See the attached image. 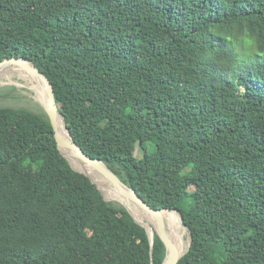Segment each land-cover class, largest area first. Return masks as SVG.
Segmentation results:
<instances>
[{"label": "trees", "instance_id": "obj_1", "mask_svg": "<svg viewBox=\"0 0 264 264\" xmlns=\"http://www.w3.org/2000/svg\"><path fill=\"white\" fill-rule=\"evenodd\" d=\"M16 56L48 75L85 153L181 213L177 264H264V0H0V61ZM165 256L70 164L45 111L0 105V264Z\"/></svg>", "mask_w": 264, "mask_h": 264}, {"label": "bare ground", "instance_id": "obj_2", "mask_svg": "<svg viewBox=\"0 0 264 264\" xmlns=\"http://www.w3.org/2000/svg\"><path fill=\"white\" fill-rule=\"evenodd\" d=\"M18 63L22 62H4L0 65V86L12 82H17L21 84L23 81L25 82V85L30 90V92L35 91L41 97L43 103L47 107L49 104L50 97L48 85L46 84L45 80L37 76L28 66L27 67L32 72L26 68L17 67L16 65ZM57 122L59 132L62 137H64L65 140L71 141V136L66 128L64 119L61 114L57 115ZM63 151L70 158L76 168L89 173L92 179H94V181L98 183L99 187L103 190L104 196L108 200L120 201L124 205H127L128 208L132 209L136 213L138 220H140L148 227L151 235L155 234V231L158 228L160 217L161 221L164 220L169 223L168 226H166L164 223L163 224L166 227L168 237L170 238L178 254H183L187 250L189 245V240L185 239V234L187 233V230L182 225L181 219L176 212L164 210L161 211L158 215L155 212L149 211L141 207L135 202L124 199L121 196L118 187H116L114 183L105 178L103 175L96 172L89 163H86L83 159L77 157L74 151L66 148H64ZM140 214L142 215L144 221L140 219ZM153 226H155L156 229H154ZM169 261L170 257L167 258L165 264H168Z\"/></svg>", "mask_w": 264, "mask_h": 264}, {"label": "water", "instance_id": "obj_3", "mask_svg": "<svg viewBox=\"0 0 264 264\" xmlns=\"http://www.w3.org/2000/svg\"><path fill=\"white\" fill-rule=\"evenodd\" d=\"M26 61V62H25ZM4 62H22L24 63V65L28 66L37 76L43 78L46 82V84L48 85V89H49V104L46 108H44L45 113L47 118L51 121L52 126L54 128V133H55V137L56 140L58 142V147L60 149V151L63 153V155L69 160L70 164L78 171L86 174L98 187V189L101 191L102 195L104 196L103 190L99 187L98 183H96L94 181V179H92V177L89 175V173H87L86 171L80 170L78 168H76L72 161L70 160V158L66 155V153L63 151L64 148L72 150L76 153L77 157L83 159L86 163H89L91 165V167H93V169L98 172L99 174L103 175L105 178H107L108 180H110L112 183H114L116 185V187H118L121 196L126 199V200H130L132 202H135L137 204H139L141 207L155 212L156 214H160L161 211L164 210H169V211H174L176 212L182 222V225L184 227L187 228V226L184 224L183 219H182V215L181 213L176 210V209H155L153 208L150 204H148V202L142 198V196L134 189L132 188L128 183H126L112 168H110L102 159L100 158H94L90 155H88L87 153H85L82 148L80 146H78L76 144V142L73 140L70 131L68 129V127L66 126L70 136H71V141L69 140H65L64 137H62V135L59 132V128H58V122H57V115L61 114L60 110H59V106L58 103L56 101V96H55V91L52 85V82L50 80V78L48 77V75L43 72L32 60L26 58V57H21V56H16V57H12V58H5L2 61H0V65ZM62 115V114H61ZM63 117V116H62ZM66 125V124H65ZM104 198L106 200H108L105 196ZM114 201V200H113ZM118 204L124 206L136 219L137 222H139L141 225L145 226L146 229L148 230V233L150 235V240H151V244H154L155 241V234L151 235L149 232L148 227L142 223L140 220H138L136 218V216L133 214V212L127 207V205H124L123 203H121L120 201H116ZM159 217V216H158ZM159 224H158V228H157V234L161 237V239L163 240L165 246H166V256L165 259L163 261L162 264H165L166 260L168 257H170V261L168 264H177L181 257L189 250V246L191 244V235L189 238V245L187 250L183 253V254H178V252L176 251L175 247L173 246L170 238L168 237V234L166 232V227L164 226L163 222L161 221V218L159 217ZM188 229V228H187ZM190 234V233H189Z\"/></svg>", "mask_w": 264, "mask_h": 264}, {"label": "rangeland", "instance_id": "obj_4", "mask_svg": "<svg viewBox=\"0 0 264 264\" xmlns=\"http://www.w3.org/2000/svg\"><path fill=\"white\" fill-rule=\"evenodd\" d=\"M0 105L25 107L38 112H43L45 111L44 108H46L41 97L35 91L30 92L23 81L21 84L12 82L0 86ZM144 152L145 148L139 143L137 145L136 155L142 157ZM162 221L166 226L169 225L168 222ZM186 230L185 239L189 240L190 234L187 228Z\"/></svg>", "mask_w": 264, "mask_h": 264}]
</instances>
